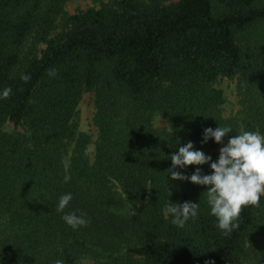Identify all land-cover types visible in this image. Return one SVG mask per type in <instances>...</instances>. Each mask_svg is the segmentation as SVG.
<instances>
[{
  "label": "trees",
  "instance_id": "obj_1",
  "mask_svg": "<svg viewBox=\"0 0 264 264\" xmlns=\"http://www.w3.org/2000/svg\"><path fill=\"white\" fill-rule=\"evenodd\" d=\"M67 1L0 0V264H264V198L225 235L206 188L168 172L188 141L218 158L204 128L232 127L225 143L241 127L264 133V0H111L65 17L49 40ZM34 28L46 48L22 61ZM219 79L237 81L236 118L222 117ZM85 93L92 154L75 119ZM6 122L24 132L4 133ZM195 167L210 174L182 171ZM66 192L65 211L87 226L56 212ZM169 199L199 202L198 217L177 228Z\"/></svg>",
  "mask_w": 264,
  "mask_h": 264
},
{
  "label": "clouds",
  "instance_id": "obj_2",
  "mask_svg": "<svg viewBox=\"0 0 264 264\" xmlns=\"http://www.w3.org/2000/svg\"><path fill=\"white\" fill-rule=\"evenodd\" d=\"M23 79L26 80L28 77ZM11 91V88L4 89L2 96H9ZM229 133H233L230 126L204 128L202 144L211 139L214 143L223 145L219 148L218 158L212 161L210 155L196 149L193 142L188 141L170 155L172 167L168 170L172 181H188L206 188L203 193L210 208L209 214L216 218L217 227L225 235L239 226L240 213L244 207L258 206L264 198V133L259 129L245 130L241 127L239 132L225 143L224 137ZM205 164L209 165L210 174H202L200 167H195L191 175H185L182 171L190 165ZM177 168L181 171L174 170ZM70 179L71 177L66 174L63 182L68 183ZM167 184L166 179V186ZM72 200L71 192L62 194L55 210L62 214L61 219L67 226L77 230L87 226L89 220L85 213L65 211ZM199 209V202L176 203L170 200L165 205L163 213L166 217H171L173 225L183 229L190 220L198 217ZM56 264H62V261L58 260Z\"/></svg>",
  "mask_w": 264,
  "mask_h": 264
},
{
  "label": "rangeland",
  "instance_id": "obj_3",
  "mask_svg": "<svg viewBox=\"0 0 264 264\" xmlns=\"http://www.w3.org/2000/svg\"><path fill=\"white\" fill-rule=\"evenodd\" d=\"M111 0H69L67 1L63 8L61 15L55 23V27L50 37L53 39L56 34H59L63 31L62 22L63 19L67 16L74 15L80 11H85L87 9H98L101 5L107 4ZM38 29L34 28L33 31L29 34L27 39L22 44L19 50L20 60L26 58H31L33 56H40L42 50L46 48V43L41 42L38 37ZM214 87L222 92L224 103L222 105V117L224 119H232L238 117L239 105H238V95H237V81L236 80H226L219 79L214 84ZM94 114V107L92 101V94L85 93L82 95L81 101L77 107L76 112V122L78 125V131L85 133L90 139L89 152L93 153V144L97 137V132L92 123V118ZM153 126L156 129H164L167 127V123L163 117L160 115H155L153 118ZM2 131L7 134L24 132V129L21 127H14L11 123L6 122L2 126ZM222 147L219 146V148ZM82 264H88L84 261Z\"/></svg>",
  "mask_w": 264,
  "mask_h": 264
}]
</instances>
